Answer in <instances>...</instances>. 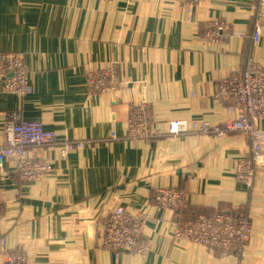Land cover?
<instances>
[{"label":"crops","instance_id":"1","mask_svg":"<svg viewBox=\"0 0 264 264\" xmlns=\"http://www.w3.org/2000/svg\"><path fill=\"white\" fill-rule=\"evenodd\" d=\"M214 20L230 26L224 49L202 44L204 23ZM0 51L25 53L32 87L27 95L0 91V143L7 115H15L42 121L59 143L82 144L64 159L59 146L29 149L53 167L35 181L21 180L14 162H5L0 264L11 251L23 253L26 264H264V170L252 189L234 174L249 154L247 137L211 129L168 134L169 119L183 113L218 129L237 117L214 93L231 67L248 59L264 66L259 0H197L190 22L179 0H0ZM108 65L117 69L118 91L91 93L87 72ZM140 101L154 113L159 137H128ZM162 187L181 190L185 207L158 205L154 191ZM116 204L146 215L144 254L115 259L103 247ZM215 211L250 218L243 254L221 257L175 238V223Z\"/></svg>","mask_w":264,"mask_h":264},{"label":"built area","instance_id":"2","mask_svg":"<svg viewBox=\"0 0 264 264\" xmlns=\"http://www.w3.org/2000/svg\"><path fill=\"white\" fill-rule=\"evenodd\" d=\"M182 3L185 19H192V7L197 0H179ZM264 7V0H259ZM231 29L221 20L207 21L203 25L201 40L205 48L218 45L224 49L228 45ZM87 86L94 93L113 92L119 85L113 68L108 71H89L86 75ZM0 91L7 94L27 95L32 92L29 81V69L25 53L21 51H0ZM198 98L202 95L197 94ZM214 97L219 102L229 103L227 111L237 114L232 121H227L220 131L239 132L249 142L248 156L239 158L235 164L236 180L247 189H252L254 180L264 170V66L248 59L243 66L231 67L228 75L222 78ZM155 119L149 105L135 107L128 119V137L130 139H154L158 131L152 128ZM187 113L169 119L168 134L172 137L180 134L207 133L214 131L208 121L200 124L191 123ZM115 136V135H113ZM62 159L74 147H81L71 142L59 143L55 131L47 128L40 120H28L15 115H7L5 140L0 143V173L7 160L14 162V171L24 181H35L53 170L44 159H35L28 154L29 149L58 147ZM158 205L173 210L185 206L184 194L173 187L155 190ZM7 203L0 201V218ZM146 215L129 211L121 204H116L108 212L102 244L114 252L115 259L121 252L142 255L149 246L145 229ZM247 216L234 217L228 212H217L177 222L174 228L176 239L201 244L208 251L219 250L221 257L242 254L248 243L251 224ZM5 264H26V258L20 251L7 252Z\"/></svg>","mask_w":264,"mask_h":264},{"label":"rangeland","instance_id":"3","mask_svg":"<svg viewBox=\"0 0 264 264\" xmlns=\"http://www.w3.org/2000/svg\"><path fill=\"white\" fill-rule=\"evenodd\" d=\"M214 45H212V46H210L209 48H206V49H211L212 47H213ZM22 52V51H21ZM111 68H113L114 69V71H115V73L117 72V69H116V67L114 66V65H108L107 67H104V68H100V69H98V71H100V72H104V71H108V70H110ZM92 72V71H91ZM88 73V72H87ZM86 85H87V80H86ZM119 86H120V82H119V85L117 84V85H115V87H114V90H113V92H109V93H115L116 91H118V88H119ZM218 86V85H217ZM91 92V91H90ZM216 92V91H215ZM92 93V92H91ZM94 94V93H93ZM97 94H108V93H97ZM214 95H215V93H214ZM215 98V97H214ZM215 100L216 101H218V99H216L215 98ZM143 104H145V105H149L146 101H140L138 104H137V106H140V105H143ZM136 106V107H137ZM150 107V106H149ZM225 111H227V109L225 108ZM237 115V114H236ZM203 123V122H202ZM227 123V122H226ZM224 126V125H223ZM222 126V127H223ZM128 129V128H127ZM157 131V130H156ZM213 132H218V133H222V134H225V133H229L228 131H220L219 129H215ZM192 134H194V133H192ZM202 134V133H201ZM188 135V134H187ZM172 137V136H171ZM236 164V163H235ZM234 174H235V165H234ZM235 177H236V175H235ZM162 188H167V187H162ZM157 189H159V188H157ZM156 190V189H155ZM154 193H155V191H154ZM186 205V204H185ZM185 207V206H184ZM183 207V208H184ZM183 208H181V209H183ZM181 209H178V210H181ZM217 212H223V211H215L214 213H217ZM214 213H212V214H214ZM202 215H211V214H200V215H198L197 216V218L198 217H200V216H202ZM108 216V215H107ZM194 218H196V217H194ZM249 218V217H248ZM249 220H250V218H249ZM185 221V220H184ZM182 222V221H181ZM250 222H251V220H250ZM176 224V223H175ZM251 224V229H250V235H249V239H248V243H247V245H246V248H245V250L243 251V253L247 250V248H248V245H249V241H250V238H251V233H252V229H253V226H252V222L250 223ZM183 241H186V242H189V241H187V240H183ZM190 243H195V242H192V241H190ZM195 244H198V245H201V244H199V243H195ZM202 246V245H201ZM104 247V246H103ZM105 248V247H104ZM107 249V248H106ZM213 251V250H212ZM215 251V250H214ZM219 251V250H218ZM242 253V254H243ZM220 254V253H219ZM221 255V254H220Z\"/></svg>","mask_w":264,"mask_h":264}]
</instances>
